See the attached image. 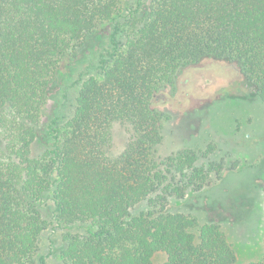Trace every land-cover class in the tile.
Segmentation results:
<instances>
[{
    "label": "trees",
    "instance_id": "trees-1",
    "mask_svg": "<svg viewBox=\"0 0 264 264\" xmlns=\"http://www.w3.org/2000/svg\"><path fill=\"white\" fill-rule=\"evenodd\" d=\"M205 59L264 104V0H0V264H45L50 227L62 264H237L227 208L198 197L223 166L157 155L153 101ZM190 195L205 222L171 206Z\"/></svg>",
    "mask_w": 264,
    "mask_h": 264
},
{
    "label": "rangeland",
    "instance_id": "rangeland-1",
    "mask_svg": "<svg viewBox=\"0 0 264 264\" xmlns=\"http://www.w3.org/2000/svg\"><path fill=\"white\" fill-rule=\"evenodd\" d=\"M239 78L231 63L203 60L181 69L173 84L156 95L159 100L155 97L153 107L166 114L157 149L160 158L191 149L199 153V164L223 166L220 178L212 176L198 197L227 208L217 219L235 251L237 264H248L264 254V104ZM73 96L74 92L71 101ZM112 135L111 152L119 154L130 132L117 124ZM191 198L194 196L172 201L171 206L205 222V213ZM61 248V231L47 228L39 253L45 264H62ZM164 260L162 253L153 257L155 263Z\"/></svg>",
    "mask_w": 264,
    "mask_h": 264
},
{
    "label": "water",
    "instance_id": "water-1",
    "mask_svg": "<svg viewBox=\"0 0 264 264\" xmlns=\"http://www.w3.org/2000/svg\"><path fill=\"white\" fill-rule=\"evenodd\" d=\"M205 60H208V61H216V62H226L224 60H217V59H205ZM226 63H228V62H226ZM232 65H234V64H232Z\"/></svg>",
    "mask_w": 264,
    "mask_h": 264
},
{
    "label": "flooded vegetation",
    "instance_id": "flooded-vegetation-1",
    "mask_svg": "<svg viewBox=\"0 0 264 264\" xmlns=\"http://www.w3.org/2000/svg\"><path fill=\"white\" fill-rule=\"evenodd\" d=\"M157 101L159 100V97H156Z\"/></svg>",
    "mask_w": 264,
    "mask_h": 264
}]
</instances>
